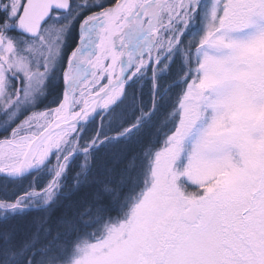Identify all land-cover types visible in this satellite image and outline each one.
<instances>
[{"label":"snow or ice","instance_id":"1","mask_svg":"<svg viewBox=\"0 0 264 264\" xmlns=\"http://www.w3.org/2000/svg\"><path fill=\"white\" fill-rule=\"evenodd\" d=\"M0 264H264V0H0Z\"/></svg>","mask_w":264,"mask_h":264}]
</instances>
